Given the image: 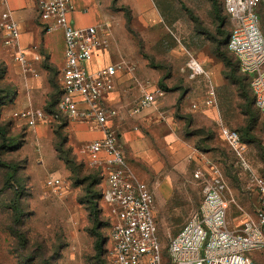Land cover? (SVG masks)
I'll return each mask as SVG.
<instances>
[{
    "label": "rangeland",
    "instance_id": "obj_1",
    "mask_svg": "<svg viewBox=\"0 0 264 264\" xmlns=\"http://www.w3.org/2000/svg\"><path fill=\"white\" fill-rule=\"evenodd\" d=\"M27 11L39 22L37 11ZM219 13L225 17L222 0H99L76 15L79 25H99L108 33L109 55L95 59L94 66L125 61L134 67L125 73L132 91L118 100L123 120L134 125L127 109L137 105L146 85L157 95V117H164L149 133L170 128L208 154L212 171H195L196 164L190 171L146 175L145 166L127 160L155 196L165 256L170 239L200 207L215 171L226 181L232 229L253 217L258 205L253 177L264 178V111L254 105L226 45L218 49L217 41L226 38L219 34ZM1 40L0 27V264H111L108 207L99 197L103 171L80 152L93 137L74 138L70 127H60L57 109H49L61 91V66L41 55L34 62L39 77L25 75ZM191 58L206 76L192 78ZM211 84L217 103L205 107ZM30 106L50 115L30 127L15 117ZM223 126L238 132L245 146L241 155L221 137ZM253 260L264 264V251Z\"/></svg>",
    "mask_w": 264,
    "mask_h": 264
},
{
    "label": "built area",
    "instance_id": "obj_2",
    "mask_svg": "<svg viewBox=\"0 0 264 264\" xmlns=\"http://www.w3.org/2000/svg\"><path fill=\"white\" fill-rule=\"evenodd\" d=\"M230 25L228 50L237 59L240 71L247 75L255 106L264 111V0H222ZM38 19L47 33L61 30L64 50L61 67L59 113L69 123L87 122L103 130L104 136L87 141L81 154L91 164L101 167V204L108 207L107 252L111 264H257L256 252L264 251V178L253 177L258 193L255 215L239 229L230 227L226 181L215 171L206 185L200 207L191 213L181 230L173 236L164 255L159 239L155 196L129 165L120 138L109 123L121 109L112 105L109 95L115 92L120 76L134 67L125 61L105 65L95 71L88 68L92 57L109 47L107 31L99 25L79 27L72 19V0H36ZM2 45L13 52L15 62L25 75L38 78L34 62L21 47V30L13 16L9 0H0ZM192 78L206 76L194 58L188 61ZM157 95L146 88L132 113L156 104ZM217 92L211 84L205 107H214ZM193 107L196 109L197 104ZM30 127L47 119L46 112L28 107L15 113ZM221 137L239 155L245 148L236 130L223 126ZM55 184L59 180L54 181ZM110 242L112 245L110 246Z\"/></svg>",
    "mask_w": 264,
    "mask_h": 264
},
{
    "label": "crops",
    "instance_id": "obj_3",
    "mask_svg": "<svg viewBox=\"0 0 264 264\" xmlns=\"http://www.w3.org/2000/svg\"><path fill=\"white\" fill-rule=\"evenodd\" d=\"M72 1L75 10L71 16L76 25L79 27L94 25L91 23L79 25L76 21V15L82 13L84 8L89 5L97 6L99 0ZM9 6L13 11L14 18L20 25L21 47L29 56L37 54L40 57L42 55L44 58L47 57L49 64H59L62 67L64 50L62 31L47 33L39 20V22H36L32 17L28 16L27 8L37 11L36 0H9ZM97 8L99 10V7ZM31 35H33V42L29 40ZM105 55H109L107 50L92 57L87 63L88 68L95 71L105 66V64L102 66H94L93 64L95 59ZM126 76L128 75H125V73L120 76L115 92L109 95V100L114 106L119 107L118 100L121 98V93L132 91L130 82H128L127 86L125 85L126 81H128L125 79ZM141 86L142 90L146 88V85ZM120 88L121 90H119ZM156 104L143 109L137 114L132 113L134 107L128 108L127 113L133 120V126H130L127 120H123L125 113L122 110L120 115L109 123L120 138L126 159L134 165L141 163L145 166L146 169L143 171H150L145 173L146 175L157 171H190L189 166L196 164L198 166L195 171H212L208 154L197 150L190 141L181 138L170 128L156 129L157 133L155 135L149 133L150 128L164 119L163 115H160V118L157 117L159 112L155 110L154 106ZM130 124L132 123L130 122ZM68 127L72 129L74 138L83 136L85 137L84 140H89L92 137V139H99L104 136L103 130L91 123L72 122Z\"/></svg>",
    "mask_w": 264,
    "mask_h": 264
},
{
    "label": "trees",
    "instance_id": "obj_4",
    "mask_svg": "<svg viewBox=\"0 0 264 264\" xmlns=\"http://www.w3.org/2000/svg\"><path fill=\"white\" fill-rule=\"evenodd\" d=\"M222 8H223V3H222ZM223 11H224V8H223ZM225 13V12H224ZM216 19H217V21L219 22V34H220V36H226V38L225 39H222V40H220V41H217L218 42V49L219 48H221L223 45H226V48H227V50H228V39H229V35H230V30L229 31H227V29H226V26H227V24H228V19H227V16H226V14H225V17H221V15H220V13L219 14H217V17H216ZM263 27H264V25H263ZM220 50V49H219ZM229 51V50H228ZM233 55V54H232ZM234 57V56H233ZM229 57H228V55H227V52H226V59H228ZM235 58V57H234ZM236 59V58H235ZM236 61H237V59H236ZM237 63H238V61H237ZM227 64H226V68H227ZM238 66H239V63H238ZM239 71H240V68H239ZM242 73V72H241ZM243 74V73H242ZM244 75V77H245V81L248 83V85H249V88H250V84H249V78H248V76L247 75H245V74H243ZM226 78H229V75H227L226 74ZM250 91H251V89H250ZM60 94H61V91H60ZM60 94H59V97H60ZM251 94H252V92H251ZM59 99V98H58ZM252 100H253V103H254V96H253V94H252ZM57 102H58V100L57 101H55V103L54 102H52V103H50V105H49V109H52L53 107H55L56 109H57ZM254 105H255V103H254ZM48 109V110H49ZM44 111L46 112V114H47V116H49L50 114L44 109ZM57 114L60 116V117H62L63 119V121H62V124L60 125V127H68L69 125H70V123L68 122V120L64 117V116H62L60 113H59V111H58V109H57ZM100 184V183H99ZM101 195H102V190L100 189V192H99V197H100V199H101ZM17 210H16V208L14 207V212H16Z\"/></svg>",
    "mask_w": 264,
    "mask_h": 264
},
{
    "label": "water",
    "instance_id": "obj_5",
    "mask_svg": "<svg viewBox=\"0 0 264 264\" xmlns=\"http://www.w3.org/2000/svg\"><path fill=\"white\" fill-rule=\"evenodd\" d=\"M229 40V39H228Z\"/></svg>",
    "mask_w": 264,
    "mask_h": 264
}]
</instances>
